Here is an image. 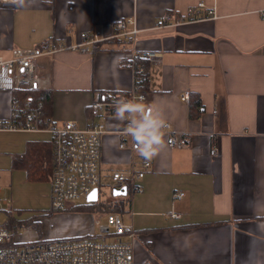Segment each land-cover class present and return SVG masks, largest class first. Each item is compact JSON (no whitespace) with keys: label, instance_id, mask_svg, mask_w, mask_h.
<instances>
[{"label":"crops","instance_id":"1","mask_svg":"<svg viewBox=\"0 0 264 264\" xmlns=\"http://www.w3.org/2000/svg\"><path fill=\"white\" fill-rule=\"evenodd\" d=\"M199 2L212 7L214 16L155 28L161 15L180 18ZM262 11L264 0L0 2V56L9 59L13 49L43 43L59 49L35 60L36 86L50 93L47 119L83 128L98 122L90 113L93 100L107 91L123 98L130 92L133 70L121 64L135 49L157 55L140 60L148 72L146 105L163 102L172 132L188 137L186 146L170 147L164 132L165 147L129 194V182L113 181L112 174L138 172L143 157L134 139L122 133L126 122L114 118L115 107L106 108L98 162L101 206L75 211L82 204L76 202L54 212L51 133L0 130V197L9 199L2 210L17 221L27 219L20 226L24 235L15 241L99 240L106 214L117 213L137 234L134 264H264ZM128 17L139 30L133 41L113 38L84 51L64 48L77 44L80 32L112 29ZM17 92L0 91V119L10 117L12 98L23 102ZM184 93L200 97L199 117H189ZM213 147L217 156L210 154ZM174 191H182V199H173Z\"/></svg>","mask_w":264,"mask_h":264},{"label":"built area","instance_id":"2","mask_svg":"<svg viewBox=\"0 0 264 264\" xmlns=\"http://www.w3.org/2000/svg\"><path fill=\"white\" fill-rule=\"evenodd\" d=\"M1 3L16 4L13 0H0ZM214 9L203 2L189 7L184 16L171 19L163 14L156 21L155 28L174 27L185 21H194L214 16ZM264 20V11L261 12ZM139 30L133 17L118 20L112 27L80 32V41L75 45L64 48L86 50L89 46L117 38L123 41H133ZM126 47H123L125 49ZM56 47L43 43L40 47L30 49H13L11 58L0 56V91L12 92L19 88H30L37 85L35 74V60L40 55L55 52ZM130 60L121 65L133 70V85L126 99H136L146 104V97L140 90L142 75L145 68L142 64L135 66L137 59H150L156 53L148 51H130ZM117 95L107 91L92 101L90 113L98 122L87 127H78L72 121H65L60 125L54 124L43 114L41 101L31 102L11 99V112L8 119H0V130L15 131H49L52 136V172H51V202L50 208L54 212L66 211L70 204L85 199L88 193L99 183L98 162L101 155L102 136L106 132L104 119L106 108L115 107L119 99ZM102 98V100H101ZM181 100L188 102L187 93L181 95ZM126 126L122 131L127 134ZM168 134L166 142L170 147H183L188 144L187 136L176 137L168 127L164 129ZM128 135V134H127ZM120 147H123L121 144ZM217 156V147L210 151ZM150 161L142 159L138 172L124 175L119 172L112 174L113 181L129 182L135 186L136 180L142 178L145 169L150 167ZM0 187V191H1ZM173 199H182V191H174ZM9 203V199L0 197V210ZM178 218L179 214L172 213ZM100 239L75 238L45 240L38 239L18 244L14 234L0 226V264H134L133 249L136 232L130 224L123 222L117 213H107L105 222L99 227Z\"/></svg>","mask_w":264,"mask_h":264},{"label":"clouds","instance_id":"3","mask_svg":"<svg viewBox=\"0 0 264 264\" xmlns=\"http://www.w3.org/2000/svg\"><path fill=\"white\" fill-rule=\"evenodd\" d=\"M23 5L25 0H13ZM163 102L151 106L134 99L119 100L115 105L114 118L126 122V133L136 142V151L145 160L153 159L164 147V129L168 121L162 108Z\"/></svg>","mask_w":264,"mask_h":264},{"label":"trees","instance_id":"4","mask_svg":"<svg viewBox=\"0 0 264 264\" xmlns=\"http://www.w3.org/2000/svg\"><path fill=\"white\" fill-rule=\"evenodd\" d=\"M139 64H142V63L140 62L139 59H137V61H135L134 65L138 66ZM143 66H144V64H143ZM144 68H145V71L142 75L141 84H140V90L141 91H144L146 89L147 82H148V72H147L146 65ZM129 94L130 93L128 92V94L124 98H123V95L117 96L116 99L117 100L118 99L119 100L120 99H126L129 96ZM17 95L19 96V98H21V101H24L26 99L31 101V102L41 101L42 105H43V112L45 113V111H44L45 103L50 99V93L48 91H44V90L38 88L37 86L30 87V88H19ZM188 107H189V117L190 118H197L200 116V114L203 110V105H202L200 97L197 94L190 93ZM44 115H46V114H44ZM51 156H52V154H51ZM29 164H31L32 167L35 168V161H32L31 159H29ZM51 171H52V162H51V166H50V172ZM137 189L138 188L136 186H133L131 183L126 184V192L129 194L136 191ZM75 206L76 207H73V209L75 211L77 210V211L91 212V211H95L96 208L101 206V203H99L98 201L92 202V203L84 202L82 204H78ZM7 214H8L7 218H9L8 223L13 222L14 219H12V217L10 216L9 213H7ZM17 225H19V224H17ZM13 227H16V225ZM9 230H11V229H9ZM11 232L14 234V232L12 230H11ZM72 239H75V238H72Z\"/></svg>","mask_w":264,"mask_h":264},{"label":"rangeland","instance_id":"5","mask_svg":"<svg viewBox=\"0 0 264 264\" xmlns=\"http://www.w3.org/2000/svg\"><path fill=\"white\" fill-rule=\"evenodd\" d=\"M101 192H104V191H101ZM85 199H82L80 201H77V202H80V203H84ZM12 217V215H10ZM8 217V214L4 211V210H0V226H4L6 229H11L13 232H14V237L16 238L18 235H24L25 233V228H21L20 226L22 225H25L27 224V219L25 220H21V221H17V220H13V222H9V218ZM17 223H19V225H17ZM14 225H16V227H13ZM32 226L34 225L33 223L31 224ZM29 226V225H27ZM10 230V231H11Z\"/></svg>","mask_w":264,"mask_h":264},{"label":"water","instance_id":"6","mask_svg":"<svg viewBox=\"0 0 264 264\" xmlns=\"http://www.w3.org/2000/svg\"><path fill=\"white\" fill-rule=\"evenodd\" d=\"M98 195H99L98 194V188L95 187L88 193V195L85 198V201L87 203L96 202L98 200Z\"/></svg>","mask_w":264,"mask_h":264}]
</instances>
